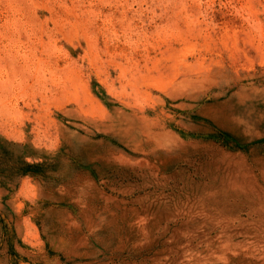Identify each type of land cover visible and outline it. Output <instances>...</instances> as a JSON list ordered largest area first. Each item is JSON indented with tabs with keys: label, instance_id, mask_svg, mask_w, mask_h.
Here are the masks:
<instances>
[{
	"label": "rangeland",
	"instance_id": "rangeland-1",
	"mask_svg": "<svg viewBox=\"0 0 264 264\" xmlns=\"http://www.w3.org/2000/svg\"><path fill=\"white\" fill-rule=\"evenodd\" d=\"M0 264H264V0H0Z\"/></svg>",
	"mask_w": 264,
	"mask_h": 264
}]
</instances>
